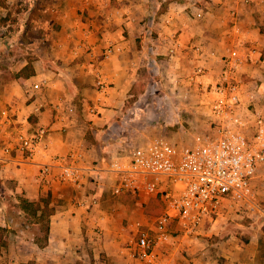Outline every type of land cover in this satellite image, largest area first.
I'll return each mask as SVG.
<instances>
[{"label": "crops", "instance_id": "0c3cea01", "mask_svg": "<svg viewBox=\"0 0 264 264\" xmlns=\"http://www.w3.org/2000/svg\"><path fill=\"white\" fill-rule=\"evenodd\" d=\"M14 1L5 0L7 6L0 5V15L6 16L5 11ZM165 1L41 0L39 5L32 6L24 19V30L30 28L37 34L41 52L33 59L24 58L21 66L31 62L35 72L29 76H0V110L8 108L13 127L46 126L48 153L69 156L81 168L82 178L78 183L63 182L56 165L45 174L41 167L48 158L40 153L30 160L9 156L1 148L3 129H0L2 186L15 200L20 197L39 200L50 194L54 207L47 241L40 244L32 237L11 231L5 208L0 205V226L7 228L3 235L6 244L0 247V264H259L261 261L253 242L232 239L223 244L202 243L199 235L204 224L199 235L189 240L190 244L182 242L170 249H156L145 260L131 255L130 244L115 251L106 247L103 252L95 236L97 225L103 227L112 221L109 202L115 196L111 193L112 173L107 170L108 179L103 176L104 154L109 157L126 148L127 142L118 138L124 128L119 118L124 117L125 103L140 77L147 76V72L150 76H178L177 67L187 66L182 59L193 54L196 64L207 66L200 76H209L214 81L221 71L219 54L226 45L248 44L260 55L264 47L261 30L264 0ZM150 14L153 18L144 21ZM147 24L156 28L152 38L145 37ZM9 36L7 32L0 34V47L12 44ZM171 45L176 47L177 55L171 54L166 59L162 55ZM195 45L205 49L207 60L197 58ZM108 49L111 52L106 56ZM212 50L217 54L214 57L209 54ZM256 54L252 58L257 59ZM254 71H257L255 64L243 63L242 76H255ZM200 111L201 117L191 122L198 128L205 123V111ZM262 181L264 172L255 181L256 190ZM96 184L95 192L90 191ZM103 194L105 198L101 199ZM259 194L257 191V202L264 209L260 200L264 195ZM91 197L96 202L89 206ZM220 255L226 258L221 259Z\"/></svg>", "mask_w": 264, "mask_h": 264}, {"label": "built area", "instance_id": "2783aa9c", "mask_svg": "<svg viewBox=\"0 0 264 264\" xmlns=\"http://www.w3.org/2000/svg\"><path fill=\"white\" fill-rule=\"evenodd\" d=\"M232 44L219 54L221 71L207 84L206 99L201 102L205 123L192 126L191 142L157 136L109 154L113 195L141 201L155 198L162 204L151 222L131 223L130 253L139 260L156 249H170L197 237L208 218L264 214L255 186L264 172V102L257 96L261 91L249 89L242 77L243 63L259 61L260 53L248 44ZM194 50L198 59L207 60L201 45ZM110 52L108 49L105 55ZM209 54L217 55L213 50ZM254 54L257 59L252 58ZM205 69V64H197L202 74ZM0 129L1 148L9 156L30 160L40 153L48 158L41 167L45 174L56 165L61 181L78 183L82 178L81 168L69 156L48 153L46 126L13 127L8 108H4L0 110ZM95 202L91 197L89 206Z\"/></svg>", "mask_w": 264, "mask_h": 264}, {"label": "rangeland", "instance_id": "374dc122", "mask_svg": "<svg viewBox=\"0 0 264 264\" xmlns=\"http://www.w3.org/2000/svg\"><path fill=\"white\" fill-rule=\"evenodd\" d=\"M40 1L15 0L7 11L9 19L5 20V15H0V34L9 33V37H11L9 39L12 41V44L0 47V76H14L22 67L24 58L33 59L37 54H40L37 34L30 28L24 30V19L32 11V6L39 5ZM165 2V0H161V3ZM7 12L5 11L6 14ZM149 16L145 17L144 21L153 18L152 14ZM154 19L158 21L157 18ZM146 26L145 37L152 38L156 34V28L148 24ZM261 30L264 34V27ZM169 48L162 55L166 59L171 54L177 55L175 46ZM185 57L182 60H185L184 63H187V66L177 67L178 76H150L147 72V76H141L138 85L130 91V96L125 103L124 117L119 118L124 128L122 129L123 134L118 138L127 142L126 147L147 143L157 136H165L178 142L192 141L195 129L191 127L194 125L191 122L202 115L201 102L206 99L205 88L212 79L209 76H200L202 73L197 70L196 57L194 58L193 54H187ZM259 58L261 63H259L260 60L250 61V64H255L257 67V71H254L256 75L242 77L250 83L248 84L249 89L259 90L261 88V92L257 96L260 102H264V47H262ZM104 161L105 169L103 171L105 173L103 176L108 179L109 174L106 171L109 159L106 152ZM95 163L98 162L95 161ZM103 165L101 164V166ZM263 186L264 181L261 182L260 187L258 185L256 194L258 191V194L264 195ZM96 188L97 184L95 189L91 187L90 191L95 192ZM100 198H105V195H101ZM260 200L264 205V199ZM109 205L112 221L103 227L97 225L95 228L97 232L95 236L99 239L103 252L106 247H110L114 251L128 247L130 238L133 236L131 223L139 220L144 223L151 222L152 218L162 209L161 201L155 198L141 201L129 197L114 196ZM199 236L201 238L199 241L202 243L218 242L223 244L232 239L245 243L253 242L260 252L261 261L259 264L264 262V214L231 215L226 218L218 217L216 221L214 218H208L205 220ZM182 242L190 244L189 240ZM220 257L221 259L226 258L223 255Z\"/></svg>", "mask_w": 264, "mask_h": 264}, {"label": "trees", "instance_id": "16d2710c", "mask_svg": "<svg viewBox=\"0 0 264 264\" xmlns=\"http://www.w3.org/2000/svg\"><path fill=\"white\" fill-rule=\"evenodd\" d=\"M0 5L7 6L5 0H0ZM4 19H9V12ZM34 72L32 63L28 62L14 76H29ZM50 202V194L41 197L39 200H29L26 197H20L19 200H15L2 186L0 181V205L5 208L6 220L11 227V231L26 238L32 237L34 241L40 244L47 241L49 218L54 213V207ZM6 229L0 226V247L6 244V241L3 239ZM40 234L43 235L40 236Z\"/></svg>", "mask_w": 264, "mask_h": 264}]
</instances>
